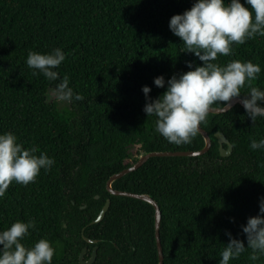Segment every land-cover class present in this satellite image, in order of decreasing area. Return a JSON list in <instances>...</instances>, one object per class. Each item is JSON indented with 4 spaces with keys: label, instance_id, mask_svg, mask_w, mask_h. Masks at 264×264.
Instances as JSON below:
<instances>
[{
    "label": "trees",
    "instance_id": "1",
    "mask_svg": "<svg viewBox=\"0 0 264 264\" xmlns=\"http://www.w3.org/2000/svg\"><path fill=\"white\" fill-rule=\"evenodd\" d=\"M193 0H0V133L12 131L24 147L38 146L54 158L27 186L13 182L0 198V230L16 220L34 218L23 243L40 238L54 242L52 264H80L96 247L93 264H158L155 210L147 201L113 195L109 177L150 151L200 150L198 134L191 143H169L155 131V116H146L142 86L151 99L165 81L203 62L183 50L168 27L173 14ZM243 3V0H241ZM60 47L66 59L59 76L84 99L67 107L49 102L47 92L59 80L33 75L28 52ZM261 67L253 86L264 89V36L233 45L230 60ZM166 87V85H165ZM247 95V85L241 89ZM211 138L197 156H153L112 182V187L150 195L161 212L163 264H218L231 232L247 246L242 225L259 211L264 196V150L250 140L264 137V117L253 123L241 104L209 113L201 124ZM221 132L232 153L221 156L215 135ZM224 147L227 145L224 144ZM137 147V148H136ZM137 149V156L133 149ZM39 151L37 155H39ZM110 205L97 222L107 199ZM246 249L229 264H264L249 259Z\"/></svg>",
    "mask_w": 264,
    "mask_h": 264
},
{
    "label": "clouds",
    "instance_id": "2",
    "mask_svg": "<svg viewBox=\"0 0 264 264\" xmlns=\"http://www.w3.org/2000/svg\"><path fill=\"white\" fill-rule=\"evenodd\" d=\"M171 32L183 42V50L194 54L203 63L193 67L186 61L188 71L173 74L165 81L163 75L154 77L156 87L165 91L155 99L149 97L151 88L142 86L146 103V116H155V131L169 143L176 145L191 143L198 134L200 125L210 112L217 109L230 111L233 98H239L245 113L254 123L264 117V89L253 86L261 67L252 61L233 59L225 64L217 61L218 56H231L233 45H242L257 35L264 36V0H193L189 9L173 14L168 23ZM66 59V53L55 47L41 53L29 51L26 64L33 75L42 74L48 81L59 83L51 89L57 102L71 103L84 97L69 86V76L62 78L56 69ZM166 85V87H165ZM247 85V95L241 89ZM252 150H264V137L252 138ZM38 146L24 147L12 131L0 133V198L13 182L27 186L35 182L41 169L48 171L54 158ZM34 218L27 222L16 220L0 230V264H52L56 254L54 242L47 238L38 239L26 246L23 241L34 229ZM247 246L229 231L220 252L218 264H229L250 249L249 259L257 261L264 256V196L259 199V211L247 218L242 225Z\"/></svg>",
    "mask_w": 264,
    "mask_h": 264
},
{
    "label": "water",
    "instance_id": "3",
    "mask_svg": "<svg viewBox=\"0 0 264 264\" xmlns=\"http://www.w3.org/2000/svg\"><path fill=\"white\" fill-rule=\"evenodd\" d=\"M231 103H232V107L237 103L241 104L239 98H233ZM222 112H226V111H221V110L217 109L215 112H210V113H222ZM199 133L202 135V137L204 139V146L200 150L150 151V152L144 153V154L140 155L139 158L132 165L122 169L121 171H119L117 173L112 174L106 182V188L111 194L130 196V197H134L137 199H141V200L149 202L154 207V210H155V236H156L157 250H158V256H159V263L158 264H163V251H162L160 234H159L160 220H161V212H160L159 205L148 194L114 189L112 187V182L115 181L116 179L122 177L126 173H129L133 170H136L148 158L153 157V156H197V155L204 154L205 152H207L209 150V148L211 146V138H210L208 132L206 130H204L201 127V125H200ZM215 135H216L217 140L219 142V150H220L221 156H224V157L229 156L232 153V144L225 137V135L223 133L216 132ZM224 144H226L227 146L224 147L223 146ZM109 205H110V199L108 198L106 200L102 210L100 211L99 215L94 220V222L100 221L104 217L105 212L108 209ZM85 252H86V248H84L80 252V255H79L80 264H93V262L96 259V247H94L92 254L88 259H84Z\"/></svg>",
    "mask_w": 264,
    "mask_h": 264
},
{
    "label": "rangeland",
    "instance_id": "4",
    "mask_svg": "<svg viewBox=\"0 0 264 264\" xmlns=\"http://www.w3.org/2000/svg\"><path fill=\"white\" fill-rule=\"evenodd\" d=\"M51 89H52V88H49V89H48V92H47V99H48L49 102H54V103H56L57 106L60 107V108L69 106L70 103H60V102H57V101L54 99V97H52V95H51ZM136 148H137V147H136ZM136 148L133 149V153H134L135 156H137V149H136Z\"/></svg>",
    "mask_w": 264,
    "mask_h": 264
}]
</instances>
